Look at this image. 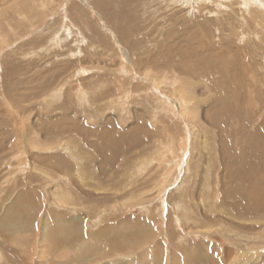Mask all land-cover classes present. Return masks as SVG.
I'll return each instance as SVG.
<instances>
[{"label": "rangeland", "instance_id": "1", "mask_svg": "<svg viewBox=\"0 0 264 264\" xmlns=\"http://www.w3.org/2000/svg\"><path fill=\"white\" fill-rule=\"evenodd\" d=\"M237 2L0 0V264H264V16Z\"/></svg>", "mask_w": 264, "mask_h": 264}, {"label": "bare ground", "instance_id": "2", "mask_svg": "<svg viewBox=\"0 0 264 264\" xmlns=\"http://www.w3.org/2000/svg\"><path fill=\"white\" fill-rule=\"evenodd\" d=\"M185 1V0H184ZM188 1V0H187ZM190 1V0H189ZM260 3H258V5L260 6V8H255V9H252V11H251V13H258V12H260V14L258 15V16H264V0H258ZM182 2V1H181ZM241 2H242V4L244 5H246V4H248L247 3V0H238V2L237 3H240L241 4ZM256 3V2H255ZM241 4V5H242ZM244 7V6H243ZM250 15V14H249ZM253 15V14H252ZM255 15V14H254ZM261 16H260V18H261ZM264 18V17H263ZM257 19V18H256ZM258 20V19H257ZM260 20V19H259ZM258 23H261V22H258ZM263 23H264V21H263ZM259 26H260V24H259ZM263 29V28H262ZM128 34V33H127ZM131 37V36H130ZM178 65V64H177ZM182 83H185V84H187L186 82H182ZM181 83V85L179 86L178 84H177V86H179V97H180V99H181V102H183V103H186V101H188V98H189V95H187V93H188V91H187V88L188 87H186V85L185 84H182ZM176 86V85H175ZM178 88V87H177ZM176 92V91H175ZM176 93H178V92H176ZM178 99V98H177ZM189 103V102H188ZM182 104V103H181ZM185 105H183V107H184ZM186 107V106H185ZM184 110V109H183ZM183 113V112H182ZM197 113V112H196ZM197 115V114H196ZM187 116V115H186ZM194 117H196V116H194ZM190 118H191V116H190ZM224 159V158H223ZM224 161H226V158L224 159ZM60 168V167H59ZM230 168V167H229ZM232 168V167H231ZM248 168V167H247ZM170 169V168H169ZM242 169H243V167H242ZM245 169V168H244ZM243 169V170H244ZM252 169V168H251ZM236 170V169H235ZM249 170V169H248ZM231 172H232V169L230 170ZM236 172L237 173H235L236 175H238V176H241L242 177V175H240L241 173H239L240 172V168H239V170L237 171L236 170ZM244 172V171H243ZM246 172H248V171H246ZM251 172V171H250ZM169 173V172H168ZM233 173V172H232ZM235 174H234V176H235ZM247 174V173H246ZM245 176V175H244ZM248 176V175H247ZM230 177V175H228V178ZM236 178H238V177H236ZM236 178H234V179H236ZM247 178V177H246ZM249 178H250V175H249ZM245 179V178H244ZM237 180V179H236ZM239 180H242V179H239ZM246 181V180H245ZM249 180L247 179V182H248ZM243 182V181H242ZM241 183V182H240ZM236 184V183H235ZM244 184V183H243ZM68 195V194H67ZM67 195H66V197H67ZM225 196V195H224ZM69 200V199H68ZM60 203H62V204H66L65 202H62L60 199L58 200ZM70 202V201H69ZM68 205V204H67ZM259 206H260V203L258 204ZM250 207V206H249ZM249 207H247V208H249ZM260 209V208H259ZM248 210V209H247ZM255 210V209H254ZM250 212V211H249ZM253 212V211H252ZM239 213V212H238ZM246 213V212H245ZM246 214H248V213H246ZM237 215V214H236ZM240 215H242V214H240ZM249 216V215H248ZM245 218V217H244ZM58 220V219H57ZM56 220V221H57ZM74 220H78V221H82V218H76V219H74ZM243 220V219H242ZM71 222H77V221H71ZM17 224V223H16ZM16 224H12L11 223V225H12V230H14V232H15V225ZM65 226V221H58L57 222V224H55L54 225V228L55 227H57V228H55V229H61V227L63 228ZM22 229L24 228V227H22V226H20ZM48 227H51L50 225H48L47 224V222L44 224V233H43V236H42V239L40 240V243H39V260L41 261V262H43V261H47V263H49V261L47 260V257H48V255H49V248H47L46 247V243L45 242H47V239L50 237V232H51V234H52V231H50V230H48L47 228ZM19 228V227H18ZM22 229H20V230H22ZM143 229V228H142ZM148 229V228H147ZM17 230H19V229H17ZM72 230V229H71ZM82 230V229H81ZM23 231V230H22ZM69 231V230H68ZM141 231V230H140ZM13 232V233H14ZM77 232V231H76ZM146 232H147V230H146ZM149 232V231H148ZM88 233V232H87ZM91 233V232H90ZM140 232H138V233H136L135 234V237L139 234ZM15 234H16V232H15ZM83 234V233H82ZM102 234L103 235H105V233H99L98 234V236H97V238H101L100 236H102ZM143 234V231H142V233H140V236ZM84 236V235H83ZM82 236V237H83ZM132 235L130 234V235H127V237H125V238H130ZM59 238H60V244L58 245V240H55V238H54V236L53 237H51V239L53 240V243L54 244H56V245H54V248H55V250H56V252H68V249L71 247L72 248V245L71 246H67L66 244H68L67 242H68V239H66V237H62V236H58ZM104 238V237H103ZM102 239V238H101ZM49 240V239H48ZM49 242V241H48ZM87 243H89L87 240H86V238H84L83 237V242H81V246L80 247H77L78 249H83V247H85L86 245H87ZM112 244V243H111ZM113 245V244H112ZM130 245V244H129ZM61 246V247H60ZM79 246V245H78ZM88 246H90V245H88ZM100 246H102V245H100ZM117 246H118V244L116 245V246H114L115 248H117ZM91 247V246H90ZM106 247V246H105ZM130 247V246H129ZM76 248V246L74 245V249H77ZM99 248V247H98ZM192 251H191V253L192 252H195L196 251V248H194V247H192V249H191ZM99 252H101V254L99 253ZM98 252V255L100 254V256H103V255H105L106 254V252L104 251V250H102V251H99ZM104 252H105V254H104ZM149 252L150 253H152V250L151 249H149ZM196 252H198V251H196ZM89 254V253H88ZM97 254V253H96ZM195 257H197V255L195 256ZM92 258V257H91ZM199 258H200V264L202 263V257H200V256H198V260H199ZM195 259V258H194ZM87 260V259H86ZM86 260L84 261V262H86ZM99 260V259H98ZM195 260H197V259H195ZM198 260H197V262H198ZM142 262H144V261H142L141 260V263L140 264H142ZM197 262H195L194 264H197ZM154 263V262H153ZM174 263V262H173ZM46 264V263H45ZM147 264V263H146ZM159 264V263H158Z\"/></svg>", "mask_w": 264, "mask_h": 264}]
</instances>
